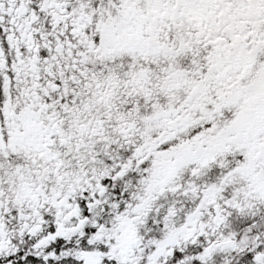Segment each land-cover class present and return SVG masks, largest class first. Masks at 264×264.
<instances>
[{
	"label": "snow or ice",
	"instance_id": "6c2138e0",
	"mask_svg": "<svg viewBox=\"0 0 264 264\" xmlns=\"http://www.w3.org/2000/svg\"><path fill=\"white\" fill-rule=\"evenodd\" d=\"M0 264H264V0H0Z\"/></svg>",
	"mask_w": 264,
	"mask_h": 264
}]
</instances>
